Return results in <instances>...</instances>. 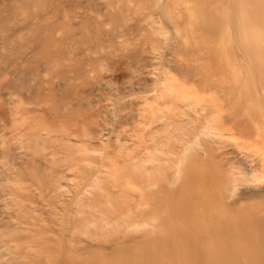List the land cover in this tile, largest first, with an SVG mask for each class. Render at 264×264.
I'll return each mask as SVG.
<instances>
[{
	"label": "bare ground",
	"instance_id": "6f19581e",
	"mask_svg": "<svg viewBox=\"0 0 264 264\" xmlns=\"http://www.w3.org/2000/svg\"><path fill=\"white\" fill-rule=\"evenodd\" d=\"M0 264H264V0H0Z\"/></svg>",
	"mask_w": 264,
	"mask_h": 264
},
{
	"label": "rangeland",
	"instance_id": "374dc122",
	"mask_svg": "<svg viewBox=\"0 0 264 264\" xmlns=\"http://www.w3.org/2000/svg\"><path fill=\"white\" fill-rule=\"evenodd\" d=\"M88 63H91V60L88 61ZM132 69L134 71L137 70L138 69V65H133L132 66ZM109 70H107V71L104 70V72L107 73V74H110V73H118L119 74V76L117 78H112L111 76H109V77L106 78V80L110 81L111 83H113L117 87H120V88L125 87L127 84L130 83V81L133 78L132 77L133 74L131 72H129L128 69H126V67L123 65L122 61H115L112 64V67ZM92 82L93 83L90 84V85H92L93 90L88 93V96L101 98L104 95L103 92L95 85V82H96L95 80H93ZM104 103H105L104 100H100L99 102H97L95 104L98 105V106H101ZM95 108L96 107H94L91 110H89L90 112H88L87 117L92 118L91 117V113H92L93 109H95ZM109 125L108 124L106 126L105 125H102L101 128H100V132L105 133V134H108L109 133L108 132V129L110 130L111 127H112L111 125H110L111 127H109ZM111 131H110V133H111ZM126 137L128 139L125 142L128 145L130 143V140L129 139L131 137H129V136H126ZM78 145H79V143L77 144V146ZM96 145L97 144H94V146H96ZM216 146H218V145H216Z\"/></svg>",
	"mask_w": 264,
	"mask_h": 264
}]
</instances>
